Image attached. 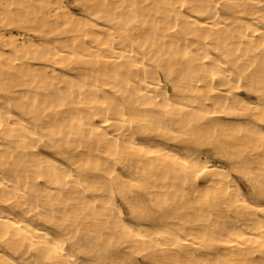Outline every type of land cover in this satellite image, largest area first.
<instances>
[{"label":"bare ground","instance_id":"6f19581e","mask_svg":"<svg viewBox=\"0 0 264 264\" xmlns=\"http://www.w3.org/2000/svg\"><path fill=\"white\" fill-rule=\"evenodd\" d=\"M0 264H264V0H0Z\"/></svg>","mask_w":264,"mask_h":264},{"label":"rangeland","instance_id":"374dc122","mask_svg":"<svg viewBox=\"0 0 264 264\" xmlns=\"http://www.w3.org/2000/svg\"><path fill=\"white\" fill-rule=\"evenodd\" d=\"M67 1L71 3V0H67Z\"/></svg>","mask_w":264,"mask_h":264}]
</instances>
